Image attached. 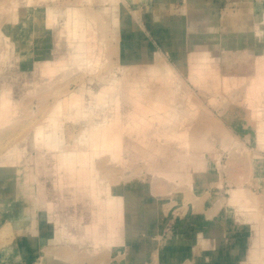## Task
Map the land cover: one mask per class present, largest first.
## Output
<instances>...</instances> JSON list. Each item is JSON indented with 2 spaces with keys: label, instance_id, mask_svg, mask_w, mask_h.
Returning a JSON list of instances; mask_svg holds the SVG:
<instances>
[{
  "label": "rangeland",
  "instance_id": "374dc122",
  "mask_svg": "<svg viewBox=\"0 0 264 264\" xmlns=\"http://www.w3.org/2000/svg\"><path fill=\"white\" fill-rule=\"evenodd\" d=\"M195 48L211 56L201 78L187 62ZM45 60L54 62L40 74ZM258 69L264 0H0V93L11 86L16 109L0 128V264H247L239 259L254 237L253 250H264V86L251 87ZM37 126L61 149L79 146L82 158L42 147ZM97 126L107 129L96 131L107 134L100 147L82 135ZM91 177L98 188L125 187V239L113 249L84 237L98 209ZM241 187L255 200L251 216L226 201ZM57 218L73 223L76 239L57 238L49 222Z\"/></svg>",
  "mask_w": 264,
  "mask_h": 264
},
{
  "label": "bare ground",
  "instance_id": "6f19581e",
  "mask_svg": "<svg viewBox=\"0 0 264 264\" xmlns=\"http://www.w3.org/2000/svg\"><path fill=\"white\" fill-rule=\"evenodd\" d=\"M77 14V13H76ZM132 14H133V12H132ZM78 16V15H77ZM17 20V17L16 16H14V19H13V21H12V24H13V22H15ZM47 20L48 21H52V15H48L47 16ZM252 21V20H251ZM249 23H250V21H249ZM25 24V26H27V21L24 23ZM14 25H15V23H14ZM206 25V24H205ZM204 28H206V26L204 27ZM207 31V30H206ZM5 36V35H4ZM5 38H7V36L5 37ZM10 38H8L7 40H9ZM186 41V40H185ZM216 41V40H215ZM190 43L191 42H188V45L191 47V46H194V42H192L191 43V45H190ZM7 44H10V42L9 43H7ZM8 47V46H7ZM10 47V46H9ZM8 47V48H9ZM13 48V47H12ZM195 50H196V48H195ZM204 51H206V50H204ZM203 50H199V51H191L190 49H188V51H187V62H189V65H190V69H191V72L192 73H195L196 74V77L197 78H201V76L200 75H204L203 73V71L206 69L207 70V65L209 64V61H211L210 60V55H209V53H208V55L204 52ZM259 56V55H258ZM262 56V55H261ZM213 57V56H212ZM5 60V59H4ZM5 62V61H4ZM54 62V60H45L42 64H41V69H40V74L43 72H47V71H49L50 70V66H51V63H53ZM213 62V61H212ZM212 62H210V64H212ZM216 62V61H215ZM68 63V62H67ZM67 63H65L64 64V66H61V67H63L64 69L65 68H67L68 66V64ZM87 65V64H86ZM60 66V65H59ZM209 66V65H208ZM221 66V65H220ZM218 67V66H217ZM55 68V67H54ZM53 68V69H54ZM63 68H62V70H63ZM212 68V67H211ZM49 69V70H48ZM52 69V70H53ZM209 69V68H208ZM263 69V68H262ZM261 69V70H262ZM51 70V71H52ZM59 70H61V69H59ZM158 70V69H157ZM169 70H171V72H169V74L171 73H175V71L174 70H176V68L175 67H172L171 66V68H169ZM260 70V72H258L259 71V69L257 70V72L256 73H259L257 76L256 75H254L255 77H257V79L256 80H253V81H255V82H253L252 83V81L251 82H249V85H250V83H252L250 86L252 87V88H258V87H260L261 86V88L264 86V71L262 70L261 71ZM42 71V72H41ZM208 71V70H207ZM211 72V71H210ZM49 73V72H48ZM170 74V75H171ZM206 74H208L207 72H206ZM64 75H65V73H64ZM173 75V74H172ZM42 76V78H44L45 76H47L46 75V73H45V76L43 77V74L41 75ZM50 76H52V74L50 75ZM54 76V75H53ZM214 76V75H213ZM222 76V75H221ZM236 76V75H235ZM224 77H225V75H224ZM228 77V76H227ZM231 77H233V76H231ZM240 77V79H244V78H242V76H239ZM238 77V78H239ZM245 77V76H244ZM255 77H253V78H255ZM51 78V77H50ZM172 78H174V76L172 77ZM171 78V79H172ZM196 78V79H197ZM236 79V77H234L233 78V80H235ZM49 80H52V79H49ZM169 80V79H168ZM224 80V79H223ZM238 80V79H237ZM245 80V79H244ZM252 80V79H251ZM242 81V80H241ZM27 82V81H26ZM26 82L24 81V85H26ZM222 82V81H221ZM234 83H235V81H234ZM248 83V82H247ZM22 84H23V82H22ZM28 84V83H27ZM8 85V84H7ZM5 86V85H4ZM10 86V85H9ZM222 86H223V84H222ZM167 87H169V86H167ZM234 87H235V84H234ZM41 89L43 88V87H40ZM3 89V88H2ZM11 86L10 87H5V91H4V89H3V92L2 93H0L1 94V96H0V128H2V126H3V128H2V130L4 129V126H8V125H6L8 122H10V120L12 119V117H13V111H16V109L14 110L11 106H13L12 104H14V102H15V100H13V98H12V96H11ZM169 89H171V87H169ZM178 89V88H177ZM176 88H175V90H173V92L174 91H176L177 90ZM180 89V88H179ZM83 91V88L82 89H80V92H82ZM173 92H171V93H173ZM178 92V91H177ZM177 92H174V93H176V96H177ZM179 92H180V90H179ZM170 93V94H171ZM173 93V94H174ZM260 93V92H259ZM169 94V95H170ZM175 95V94H174ZM251 95V94H250ZM256 94H254V96H253V94H252V96H253V98H256V96H255ZM264 95V94H263ZM173 96V95H172ZM172 96H170L171 98H170V100H173L174 101V99H173V97ZM79 97H80V95H76V96H74L73 98H74V100H76V99H79ZM175 97V96H174ZM259 97V96H258ZM96 98H98L97 100L98 101H100V100H103L104 98L102 97V95H98ZM168 99H169V97H168ZM178 98H176L175 99V101L177 100ZM251 99V98H250ZM259 99V98H258ZM262 99H264V98H262ZM81 100V99H80ZM256 100H257V98H256ZM172 101V102H173ZM233 101V100H232ZM254 101V100H253ZM261 101V98H260V100H259V102ZM177 102V101H176ZM245 103H246V100L244 101ZM235 103V102H234ZM237 103V102H236ZM254 103H256V102H254ZM117 105H119V102L117 101V103H116ZM250 104V103H249ZM15 105H16V103H15ZM170 105H171V102H170ZM248 105V104H247ZM168 106H169V104H168ZM249 106H252L251 104L249 105ZM255 106H256V104H255ZM263 106H264V104H263ZM172 108V107H171ZM254 109V108H253ZM252 108H251V110H253ZM256 109V108H255ZM172 110V109H171ZM251 112H253V111H251ZM12 113V114H11ZM16 113V112H15ZM252 114V113H251ZM258 114V113H257ZM249 115V114H248ZM259 115V114H258ZM257 115V116H258ZM261 115V114H260ZM12 116V117H11ZM173 118L175 117V116H172ZM171 117V118H172ZM253 117H255L254 115H253ZM260 117V116H259ZM14 118V117H13ZM14 119H16V118H14ZM43 121V120H42ZM173 121H174V119H173ZM16 122V121H15ZM14 122V123H15ZM175 123H176V121H174ZM11 124H12V122H10ZM38 124V123H37ZM89 126V125H88ZM94 126H96V125H94ZM86 127V126H85ZM92 127V126H91ZM86 128H88V127H86ZM94 128V127H93ZM96 128H99V126H97ZM95 128V129H96ZM101 128V127H100ZM100 128H99V130H95V129H93V130H95V133H94V131L92 132V133H90V134H87L86 132L85 133H83L82 135L83 136H99L98 137V141H96L97 140V138H95L94 137V139H96V140H94V139H89V140H86V141H89V142H98L97 144H95V146H97V147H100V146H103L102 144V142H105L104 140V138H106V136H107V134H105V133H103V132H105L107 129H105V130H103V128L104 127H102V129L101 130H103V132L102 133H96V131L98 132V131H100L101 132V130H100ZM109 128V127H108ZM85 129V128H84ZM86 130V129H85ZM89 130V129H88ZM90 130H91V128H90ZM111 130V129H110ZM82 131V130H81ZM0 132H2L1 130H0ZM111 132H112V130H111ZM120 132V131H119ZM112 133H114V134H116L115 132H112ZM81 134V133H80ZM122 134H124V133H122ZM120 134L118 133L117 134V136L116 137H118ZM34 136H35V139L36 138H42L40 141L39 140H37L38 141V143L40 144V143H42L41 145H42V147H43V145H45L44 143H43V141H45V142H47V144H49V146H51V150H49L50 152L52 151L53 152V148H56V150H58V149H60V155H62V157L64 156V157H73V156H78L79 158H82L80 155V153H82V152H79V146H78V150L77 149H74L73 151H68V150H64V149H61L62 148V143L59 141V140H53V141H51V140H44V138H46V136H52V135H50V134H48L47 132H45L44 130H43V126H37V130L35 131V133H34ZM122 136V135H121ZM79 137H81V136H79ZM79 137H77V138H79ZM103 137V139H102V141H101V144L99 145V143H100V140H101V138ZM108 137H110V136H108ZM201 138H202V136H200ZM198 138V140L201 142V138ZM48 138V137H47ZM82 138H84V137H82ZM81 138V139H82ZM90 138V137H89ZM92 138V137H91ZM258 138V137H257ZM110 139V138H109ZM109 139H107V140H109ZM119 139V138H118ZM122 139V138H121ZM75 140V139H74ZM77 140H79V139H77ZM84 140V142H86ZM94 140V141H93ZM117 140V139H116ZM115 140V141H116ZM79 141H82V140H79ZM79 141H77V143L79 142ZM118 141V140H117ZM122 141H123V139H122ZM120 142H121V140H120ZM198 142V141H197ZM37 143V142H36ZM80 143V142H79ZM107 143V142H106ZM115 143V142H114ZM113 143V145H114V147L116 146L115 144ZM119 142H116V144H118ZM89 144V143H88ZM200 144V143H199ZM37 145V144H36ZM64 145V144H63ZM82 145V144H81ZM91 145H94L93 143L92 144H90V146ZM111 145H112V142H111ZM111 145H108V148H107V150H109V152L111 153L112 151H113V154H114V152H115V150H114V147H113V145L111 146ZM120 145H122L123 146V144H122V142H121V144ZM119 145V146H120ZM198 145V144H197ZM201 145V144H200ZM38 146V145H37ZM48 146V145H47ZM83 146H84V144H83ZM95 146H93V148L95 147ZM110 146V147H109ZM121 146V147H122ZM129 146V145H128ZM39 147H41V146H39ZM38 147V148H39ZM88 147H89V145H88ZM112 147H113V149H112ZM200 147H202V146H200ZM47 148V147H46ZM46 148H44V149H46ZM83 148H86V146L85 147H83ZM90 148V147H89ZM91 148H92V146H91ZM102 148V147H101ZM112 150H110V149ZM123 148V147H122ZM121 148V149H122ZM136 148V147H135ZM198 148H199V146H198ZM120 149V152L122 153V150ZM200 149V148H199ZM42 150V149H41ZM41 150H39V152L41 153ZM87 149H85V151H86ZM91 150V152H93V150L94 149H90ZM98 149H96V151H97ZM105 150V149H104ZM116 150H118V152H119V149H118V146H117V149ZM43 151V150H42ZM47 151V150H46ZM48 151V152H49ZM59 151V150H58ZM81 151V150H80ZM83 151V150H82ZM90 152V151H89ZM88 152V153H89ZM100 152V151H99ZM103 152V151H102ZM106 152H108V151H106ZM106 152H104L105 154H106ZM119 152V153H120ZM153 152V151H152ZM47 153V152H46ZM78 153H79V155H78ZM109 153V154H110ZM116 153V152H115ZM120 153V154H121ZM56 154V153H55ZM76 154V155H75ZM95 154V153H94ZM112 154V155H113ZM118 154V153H117ZM256 154V153H255ZM43 155H45V154H43ZM66 155V156H65ZM85 155V154H84ZM89 155V154H88ZM87 155V156H88ZM102 155V154H101ZM111 155V154H110ZM115 155V154H114ZM259 155V154H258ZM41 155H39V157H40ZM82 156H83V153H82ZM94 156V155H93ZM98 156H99V154H98ZM116 156H118V155H116ZM115 156V157H116ZM130 156V155H129ZM45 157V156H44ZM43 156H42V158H44ZM57 157H61V156H59V154H58V156H55V158H57ZM76 157H73V158H71V162H72V159H74V158H76ZM77 157V158H78ZM119 157V156H118ZM117 157V158H118ZM121 157V156H120ZM119 157V158H120ZM259 157V156H258ZM260 157H262V156H260ZM38 158V157H37ZM65 158L66 160H68L69 162H70V158ZM89 158V157H88ZM113 158V157H112ZM118 158V159H119ZM129 159H130V157H128ZM202 158V157H201ZM201 158H198V159H200L201 160ZM39 159V158H38ZM41 159V158H40ZM58 159V158H57ZM62 159H64V158H61V161H59L58 162V164L59 165H62V166H64V165H66V166H68V164H64V162H65V160H62ZM122 159V158H121ZM123 159H125V158H123ZM155 159V158H154ZM259 159V158H258ZM80 160V159H79ZM108 160H110V158L108 159ZM113 160V159H112ZM114 160H116V159H114ZM113 160V161H114ZM128 160V159H127ZM55 161H58V160H55ZM75 161H77V159H75ZM74 161V162H75ZM90 161H91V159H90ZM202 161V160H201ZM39 162V161H38ZM63 162V164H61V163ZM83 162V165H86V161H85V159L82 161ZM123 162V161H122ZM203 162V161H202ZM260 162H262V161H259V163ZM41 163V160H40V162H39V164ZM43 163H44V161H43ZM57 163V162H56ZM55 163V164H56ZM66 163H67V161H66ZM193 163H194V161H193ZM204 163V162H203ZM74 164L75 163H71V165H72V168L74 167V168H76V173H77V170H78V168L76 167L77 165H79L78 163L76 164V166H74ZM91 164V163H90ZM89 162H88V165L86 166V167H88L89 165ZM120 164V163H119ZM122 164V163H121ZM4 165H6L7 167H12L11 166V163L10 162H8V161H5V164ZM10 165V166H9ZM40 165H42V163L40 164ZM57 165V164H56ZM59 165H57L58 166V169H60L59 167ZM82 165V164H81ZM55 166V165H54ZM80 166V165H79ZM40 167V166H39ZM44 167V166H43ZM65 167V166H64ZM69 167V166H68ZM90 167H92V166H90ZM89 167V168H90ZM41 168V167H40ZM39 168V169H40ZM83 168V167H82ZM93 168V167H92ZM167 168V167H166ZM28 169V168H27ZM61 169H62V167H61ZM66 169H68L67 167H66ZM70 169V168H69ZM81 169V168H80ZM91 169V168H90ZM94 169V168H93ZM96 169V168H95ZM157 170H160L159 172L160 173H163V174H166V173H164V172H166V170L164 169V171L162 170V168L160 167V169L157 167L156 168ZM41 170V169H40ZM62 170H64V168L62 169ZM155 170V169H154ZM162 170V171H161ZM60 170H58V172H59ZM66 170H64V172H63V174L64 173H67V171L65 172ZM69 171V170H68ZM85 171V170H84ZM86 171H88V170H86ZM169 172V174H171V172H173V171H170V170H168ZM19 172V171H18ZM95 172V171H94ZM116 172V171H115ZM38 173V172H37ZM41 173V172H40ZM73 173V172H72ZM84 173V172H83ZM88 173L90 174V172L88 171ZM93 173V172H92ZM174 173V172H173ZM56 174V173H55ZM71 174V173H70ZM169 174H167V176H169ZM60 176H61V174H59ZM91 175V174H90ZM93 175V174H92ZM96 175H97V172H96ZM38 176H39V174H38ZM77 176V175H76ZM75 176V177H76ZM79 176V175H78ZM86 177V176H85ZM90 177V176H89ZM170 177V176H169ZM30 177L28 176V178H26V179H29ZM62 178V177H61ZM60 178V179H61ZM31 179V178H30ZM59 179V180H60ZM68 179V178H67ZM79 179H80V177H79ZM82 179V178H81ZM95 179H96V177H91L90 179H88V180H91V186L93 185V183H94V185L91 187L92 188V192L90 193L91 195H93V197H94V202L97 204V206H98V209L95 211L96 212V221L94 220L93 221V218H91V221L93 222L92 224H88L87 226H86V228H85V233H84V237L85 238H89L90 239V241L91 242H93V246L94 247H98V246H100V245H108V246H110V248L111 249H113V247L114 246H118V243L120 242L119 240H120V238H122V240L123 239H125V236H124V234H125V228H124V223H125V214H126V204H125V201H126V199H125V187H123V186H116V185H111L110 184V186H108V187H103V186H101V188H98V187H96L95 186ZM74 179L71 177V180H70V183H75L76 181H78V180H76V181H73ZM85 180V179H84ZM63 181V179H61V182ZM86 181V180H85ZM25 182H26V180H25ZM58 181H56V183H57ZM60 182V183H61ZM82 182V181H81ZM25 185V184H24ZM61 185H62V183H61ZM66 185V184H65ZM87 185V184H86ZM55 186V185H54ZM63 186H64V184H63ZM84 186V185H83ZM46 187V186H45ZM63 188V187H62ZM87 188V187H86ZM76 189H77V187H76ZM75 190V189H74ZM104 191H106V193H107V198H104V197H102V194H100V193H102V192H104ZM244 193H247L246 192V190H244V188H240V189H238V190H234L233 189V194H232V202H235V201H238V199H239V197H240V195H242V194H244ZM62 194V193H61ZM77 194V193H76ZM90 195V196H91ZM63 198V197H62ZM249 200H251V201H255V200H252V198H248ZM50 202V201H49ZM248 203L250 204V201H248ZM254 204V203H253ZM51 206H52V204L50 205V207H49V209L52 211V208H51ZM54 210H55V208H54ZM246 212V213H245ZM93 213V212H92ZM243 214L245 213L246 215H250V214H252V210H249V209H246V210H244L243 212H242ZM93 215V214H92ZM251 216V215H250ZM71 217V216H70ZM74 218H75V216H73ZM93 217V216H92ZM253 217V216H252ZM73 218V219H74ZM81 218V217H80ZM254 219H255V217H253ZM72 219V220H73ZM82 219H83V216H82ZM81 219V220H82ZM250 219H252V218H250ZM74 221V220H73ZM76 221H77V219H76ZM76 221H74V224H78V223H80V222H78V223H75ZM255 221H256V219H255ZM54 222H56V224H54V226L56 227L57 226V228H59V227H61L62 228V231H63V234H64V236H66V237H70L71 239H76L77 238V236H76V233H74V231H73V229H72V227H71V224L73 225V223H69L70 221H67L68 223H63L62 222V220L59 218H57V219H55L54 220ZM61 222V224H59ZM82 222V221H81ZM257 222H258V220H257ZM74 226H76V225H74ZM76 228V227H75ZM83 228V227H82ZM81 228V229H82ZM260 228V231L259 232H262V237H261V242L259 243V245L261 246V247H264V222L262 223V226L261 227H259ZM258 228V229H259ZM81 229H80V232H81ZM79 230V229H78ZM83 231V230H82ZM200 235V234H199ZM201 235H202V233H201ZM208 240V239H207ZM209 241H211V240H209ZM104 242V243H103ZM124 242L126 243V241L124 240ZM124 243V244H125ZM126 245V244H125ZM252 246H253V244H252ZM126 247H127V249L129 248V244L128 245H126ZM131 251V250H130ZM126 253V252H125ZM257 254H262V259H261V262L262 263H264V250H262L261 251V253H260V251H258V250H248V253H247V258H246V256L244 255V257L245 258H243V256L239 259L242 263L245 261L247 264H257L258 263V256L259 255H257ZM255 257H256V259H255ZM258 257V258H257ZM247 260H248V262H247ZM254 262H253V261ZM154 263V262H153ZM155 264V263H154Z\"/></svg>",
  "mask_w": 264,
  "mask_h": 264
},
{
  "label": "crops",
  "instance_id": "0c3cea01",
  "mask_svg": "<svg viewBox=\"0 0 264 264\" xmlns=\"http://www.w3.org/2000/svg\"><path fill=\"white\" fill-rule=\"evenodd\" d=\"M54 19V18H53ZM104 91V90H103ZM104 93V92H103ZM81 94V93H80ZM76 95H79V93L78 94H76ZM75 95V96H76ZM100 96V95H102V97H103V94H102V91L99 93V94H96L95 96L97 97V96ZM81 96V95H80ZM74 97V96H73ZM96 99H98V98H96ZM72 100H74V98H72ZM75 102H80V97H79V99H76V100H74ZM48 134H50V135H52L50 132H47ZM46 137H48V138H50L49 140H51V141H53L54 139H52V137L53 136H46ZM48 140V139H47ZM61 142V141H60ZM3 168V167H2ZM2 168H0V171H1V169ZM238 189H240V188H238ZM238 189H234V190H238ZM248 198H253V197H251V196H249L247 193H244V194H242V195H240V197H239V199H238V201H235V202H232V196H231V198L230 199H228V200H226L227 201V203L228 204H230V205H232L231 203H234V204H239V207L242 209V212L244 211V210H246V209H249V210H252V208L254 207V202L255 201H251V200H249ZM252 200H254V199H252ZM248 201H250V204L248 203ZM229 202H231V203H229ZM33 211L34 210H28L27 209V213H29V214H31V217H32V226H33V228L35 227V228H37V220L36 219H34V217H33ZM35 218H36V215H35ZM49 222H51V223H53V227L55 228V226H54V224H56V222H53V221H49ZM59 224H61V222L59 223ZM55 231V233L57 234V238L58 239H61V238H65V236H64V234H63V231H62V228L61 227H59L58 229H56V230H54ZM255 238H257V237H254L253 239H252V243H250V246H249V249L250 250H252L254 247H255V245H256V243H255ZM252 244H253V246H252ZM178 245V244H177ZM180 245V244H179ZM177 248V247H176Z\"/></svg>",
  "mask_w": 264,
  "mask_h": 264
}]
</instances>
